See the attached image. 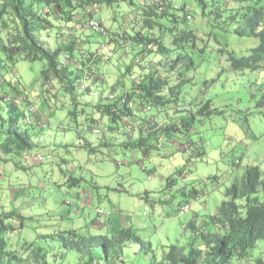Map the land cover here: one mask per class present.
<instances>
[{"label": "rangeland", "instance_id": "rangeland-1", "mask_svg": "<svg viewBox=\"0 0 264 264\" xmlns=\"http://www.w3.org/2000/svg\"><path fill=\"white\" fill-rule=\"evenodd\" d=\"M175 3L191 6L196 18L184 27L199 29L205 50L197 59V69L187 74L192 81L182 88L184 112H146L153 117L147 119V127L141 131L144 138L152 137L141 148L130 145L125 149L122 146L125 135L120 132L94 130L91 119L100 124L95 125L97 128L105 129L104 125L109 124L106 118L100 121L95 109L99 98L77 94L79 91L74 95H63L62 91L56 94L51 85L46 91L42 75L46 68L44 59L23 56L11 59L0 49V96L12 95L16 88L40 112L45 114L46 109L47 122L44 129L24 125L20 115L17 127L27 130L35 147L31 154L24 152V155H5L0 151V214L16 208L24 220L20 228L11 220L15 229L9 233L8 250L19 252L23 240H33L50 251L49 262L54 264L59 261L57 253L63 251L60 242L51 235L56 230L74 228L82 234L96 235L130 227L151 248L145 252L140 244L127 243L122 248L121 264H150L152 255L164 257L169 245L186 246L192 236L185 228L186 223L213 214L226 199L231 182L243 175L247 164L263 167L264 106L259 107L257 101L264 95V68L234 71L227 61V51L241 55L256 41L237 36L233 25L214 27L213 14L208 22V18L201 20L195 0H175ZM130 9L123 2L102 5L95 18L112 33L121 29L124 18H129L130 23L134 21L133 14L126 15ZM1 22L0 43L7 45L14 26L10 23L2 26ZM52 23V29L38 34V40L49 50L56 48L61 41L56 33L65 28V23ZM68 38L85 45L95 63L94 52L101 48L98 66L107 77V96L116 93L117 97L122 96L135 77L154 72L159 64V58L153 54L135 65L133 58L138 46L131 45H125L106 60L109 35L88 30L86 23L78 30L71 29ZM166 40L171 43L169 36ZM114 45L115 42L111 47ZM74 57L81 58L80 50L75 48ZM129 64L133 70L125 74ZM210 80L214 81L203 84ZM207 99L212 100L211 113L207 115L204 109L203 114H197ZM18 108L24 110L22 106ZM75 109L80 112L77 116L70 113ZM11 113L12 107L0 98V123L10 118ZM144 114L136 113L138 117ZM192 115L193 123L186 126L182 118ZM138 117L136 123L142 122ZM172 118L178 129L166 136L161 128ZM138 129L139 126L137 131L130 132L132 138H137ZM101 139L109 145H98ZM85 143L93 145L92 148L88 149L90 146ZM143 147H148V153L143 152ZM198 152L203 154L197 155ZM48 153L51 156H46ZM213 175L219 176L218 183L208 180ZM72 178L82 181L71 186ZM192 187L202 192L194 201L187 194L182 195V190L188 193ZM185 201H189L190 208L181 212L180 206ZM98 210L106 212L99 211L103 226H89L98 218ZM66 258L68 261L62 264H75L74 257Z\"/></svg>", "mask_w": 264, "mask_h": 264}, {"label": "trees", "instance_id": "trees-1", "mask_svg": "<svg viewBox=\"0 0 264 264\" xmlns=\"http://www.w3.org/2000/svg\"><path fill=\"white\" fill-rule=\"evenodd\" d=\"M122 2L131 7L126 15L133 14L134 21L130 23L127 21L129 18H124L125 23L121 29L111 33L95 18V13L102 5L111 6ZM195 2L200 10L201 20L208 18V22L213 14L214 27L233 25V31L237 36L256 41L255 45L247 47L245 53L241 55L227 51L230 69L258 71L264 68V0H195ZM195 18L188 3L177 6L175 0H0L1 25L8 26L10 23L14 26L11 40L7 45L0 43V49L11 59L15 56L32 60L44 59L46 68L42 75L46 91L51 85L55 88L56 94L62 91L63 95H74L79 91L77 94H89L99 98L95 109L100 114V121L106 118L105 122L108 121L109 124L107 126L102 124L105 129L97 128L95 125L100 124L91 119L94 130L102 133H105V130L120 132L125 135L122 143L125 149L130 145L141 148L152 137L144 138L142 135L143 127H147L145 122L153 117L146 112L150 110L158 114L171 110L175 114L184 112L182 88L187 82L192 81L187 74L197 69V59L205 50V46L200 43L199 29L184 27ZM91 19L103 25L104 32H100L101 34L109 35L106 44L109 57L106 60L125 45L138 46L133 58L135 65L141 63V58L148 55L155 54L159 58L157 69L152 73L135 77L131 87L120 97H117V93L107 96V90L105 92L107 77L100 72L98 66L101 48L94 52L95 63L90 59L91 52L85 49V45L82 46L80 41L70 40L65 36L66 28L70 31L75 30L77 29L75 24L82 28ZM52 21L65 23V28L56 33L57 38L61 40L56 48L49 50L38 40V34L52 29ZM87 29L93 30L88 27ZM168 36L171 43L167 44ZM114 42L116 45L111 47ZM75 48L80 50L79 60L74 57ZM152 61L154 63L155 59ZM164 61L168 62L163 63ZM132 70L133 66L129 64L126 66L125 74ZM213 81H205L203 84ZM13 92H17V89L14 88ZM72 98L76 101L75 96ZM6 104L12 107L13 113L9 115L10 118L3 119L0 123L1 153L31 154L35 143L26 129L17 127L18 120L21 115L24 125L44 129L47 126L46 109L43 114L37 108V112H32L29 121L25 123L24 110L18 111V105L14 100H7ZM211 104L212 100L207 99L197 114H203L206 109V114L209 115ZM257 105L264 106V95L257 101ZM137 112L145 114L138 117ZM70 113L77 116L80 112L75 109ZM81 113L83 114L84 110H81ZM136 117L142 122L136 123ZM194 117L192 115L188 119L182 118V122L188 126L193 123ZM174 119L161 128V131L164 129L166 136L178 129ZM138 126V136L134 139L130 132L137 131ZM147 129L149 131L150 127ZM151 129L156 130L159 127ZM104 141L105 139H101L98 145H109ZM87 143L85 146L89 145L88 149H91L93 145ZM142 150L148 153V147H143ZM202 154L203 152L197 153ZM239 163L240 161L237 164ZM261 164L263 167L256 164L246 165L243 175L231 182L226 190V199L213 214L203 220L194 218L186 223L185 228L192 232V236L185 247L171 244L164 251V257L159 259L154 253L150 264H264V161ZM218 179V175L208 178L215 183H218ZM81 181V178H72L71 186L78 185ZM170 181L173 183L172 178ZM201 193L193 187L188 193L182 190V195L187 194L192 201ZM13 197L16 198L17 195H12ZM186 205H189V201L182 203L181 212H184L183 207ZM189 208L190 205L188 210ZM11 220L16 221L18 228L24 226L23 217L16 208L0 214V264H52L48 257L50 251L42 245H36L33 240H23L19 244L22 249L19 252L8 250L9 233L15 229ZM100 221L98 213V218L89 226L100 227L102 225ZM51 235L63 248L61 254L57 253L58 263L54 264L66 263L68 256L74 257L75 264H121L122 248L127 243L140 244L145 252L151 248V244L146 245L130 227L117 231L107 230L105 234L96 235L82 234L74 228L59 229Z\"/></svg>", "mask_w": 264, "mask_h": 264}, {"label": "clouds", "instance_id": "clouds-1", "mask_svg": "<svg viewBox=\"0 0 264 264\" xmlns=\"http://www.w3.org/2000/svg\"><path fill=\"white\" fill-rule=\"evenodd\" d=\"M101 26H103V25H101ZM78 28H80L79 25H77V30H78ZM65 30H68V28H66ZM69 35L67 37H69ZM2 96L4 97L3 98L4 101L7 102V100L8 101L14 100V103H16L18 106H22L24 108V112L26 113V118L24 120L25 123H27L29 121V117L31 116L32 112H37L36 106L32 105L31 101L28 99V96L26 97V95L21 93V92H19V93L15 92L12 95H6V96L2 95ZM22 155H24V154H22ZM46 156H51V154H48ZM188 207H189V205H186V206L183 207L184 212L188 210ZM98 213H99V215H101L99 210H98ZM103 213H106V212H103Z\"/></svg>", "mask_w": 264, "mask_h": 264}, {"label": "built area", "instance_id": "built-area-1", "mask_svg": "<svg viewBox=\"0 0 264 264\" xmlns=\"http://www.w3.org/2000/svg\"><path fill=\"white\" fill-rule=\"evenodd\" d=\"M86 27L92 28L93 30H95L97 32H104V28L100 25V23L97 20H94V19L87 21ZM69 34H70V31L66 30L65 36H68ZM99 211L102 212V210H99Z\"/></svg>", "mask_w": 264, "mask_h": 264}]
</instances>
